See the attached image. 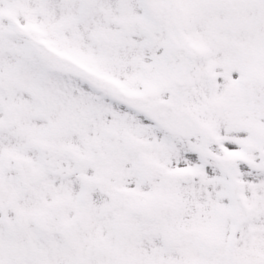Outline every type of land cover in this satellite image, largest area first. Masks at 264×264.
Returning <instances> with one entry per match:
<instances>
[{"label":"snow or ice","instance_id":"1","mask_svg":"<svg viewBox=\"0 0 264 264\" xmlns=\"http://www.w3.org/2000/svg\"><path fill=\"white\" fill-rule=\"evenodd\" d=\"M0 264H264V0H0Z\"/></svg>","mask_w":264,"mask_h":264}]
</instances>
